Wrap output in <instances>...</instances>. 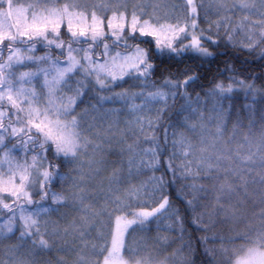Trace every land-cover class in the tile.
<instances>
[{
    "label": "snow or ice",
    "instance_id": "1",
    "mask_svg": "<svg viewBox=\"0 0 264 264\" xmlns=\"http://www.w3.org/2000/svg\"><path fill=\"white\" fill-rule=\"evenodd\" d=\"M261 148L264 0H0V264H69L86 227L72 264H264V212L230 255L209 235Z\"/></svg>",
    "mask_w": 264,
    "mask_h": 264
},
{
    "label": "rangeland",
    "instance_id": "2",
    "mask_svg": "<svg viewBox=\"0 0 264 264\" xmlns=\"http://www.w3.org/2000/svg\"><path fill=\"white\" fill-rule=\"evenodd\" d=\"M22 2H24V0H22ZM156 2L166 3V1L164 0H156ZM161 13H163V10H161ZM251 144L253 145L252 152L260 147V145H256L254 142H251ZM262 156L263 155L259 156L258 158L256 156L257 159H255V162L262 161L260 158ZM259 169L260 168H257L256 166L252 168L248 165V171L245 172V175L247 177L246 189L242 188L241 192L238 195H233L230 199L226 198V203L229 205V207H235L236 209L235 215L232 216L227 223H225L227 224L226 235L230 236L228 240L233 239L235 237L243 236L245 233L254 231L255 229H258L260 227V221L257 219V217L260 215L261 212H264V181L261 180V177H264V171H260ZM70 218L69 222L74 217L72 216ZM221 219H223V217H221ZM114 228L115 222L113 219V229ZM92 237V233L88 232V234H86V239L90 243L93 242ZM79 238L80 237H77L75 242ZM228 240L225 241L226 243L224 244L227 245L225 248L227 249V253H229L228 255H230L233 251V245L229 244ZM67 242L68 245H70V243H75L73 242L72 236L67 237ZM243 243L244 242L242 240H235L236 245H241ZM68 250H70L69 255L71 256V264L74 261L73 258H79L80 254L87 255L90 251V249L88 248H84L82 250L78 247L73 248L72 246H70ZM169 253L172 252H162V255H168ZM233 264H235L234 261Z\"/></svg>",
    "mask_w": 264,
    "mask_h": 264
},
{
    "label": "trees",
    "instance_id": "3",
    "mask_svg": "<svg viewBox=\"0 0 264 264\" xmlns=\"http://www.w3.org/2000/svg\"><path fill=\"white\" fill-rule=\"evenodd\" d=\"M164 1L168 2V0H164ZM161 14L163 15V13H161ZM242 38H243V36H242V33H241L240 35L236 36L235 39H236L237 42H239ZM218 53H219V55L217 56V59L215 61H213V63L211 64V66H208V65H205L204 66L205 67V70H207V72H208L209 80L211 79V77L213 75H216L217 69L218 68L222 69L223 68V65H224V62L226 60H229L234 55L233 52L230 49L229 50H225L223 47L218 50ZM254 69L255 70H258V66L257 65H252V66L248 67L247 68V72L251 73V72H253ZM244 123H245V125H247V123H248L247 120H245ZM231 127H232L231 124H229V130L230 131H231ZM245 131H247V128L245 129ZM251 131H252V135L249 138V143L245 145V149L244 150L245 151H251L252 152L253 145L251 144V142H254L256 145H260V141H261L260 126L257 125V127L255 129H252ZM160 135L161 136L163 135V130H161ZM243 137H244V132H241L240 133V139H243ZM256 151H257V149L255 151H253V153H255ZM261 155L264 156V148H261L260 153L257 156V158L259 156H261ZM257 158L255 156V158H253V161L250 162L249 166L252 167V168L254 166H256L257 168H260L259 169L260 171H264V166H261L262 163H264V161L255 162V159H257ZM65 171H67V169H65ZM156 175L159 176V172H157ZM139 179L140 180H147L148 177H140ZM260 183H263V182H260ZM173 195H174V198H175V193H173ZM177 203H179V201H177ZM140 210L141 209H136L135 211H140ZM209 211H211V208H209ZM5 214H7V213H5ZM72 216L74 217V214L71 213V212H69V218L72 217ZM75 219L79 220V215H75ZM69 220H68V222H69ZM170 224H171V221L169 219H167V218H163L160 221L159 225H157L156 222H153L152 225H151V228H152L151 235L153 237L159 235L162 240H163L162 237H167L169 239V241L176 240V236H173L172 233L169 230V225ZM226 225L227 224H224L222 226H218L214 230V232H210L209 235H213L214 233H223V235L225 237V241H227L230 236L229 235H226V232H227L226 231ZM157 227H159V229H160L159 233H157V231H156ZM84 232H85V234H88V228L87 227L84 229ZM91 233L93 234V236H95V234H96L95 232H91ZM178 235H179V233L177 232V236ZM189 238H191V240H192L193 248L196 247L197 241H199L201 239L200 234L196 232L195 227L194 226H191V224H189V232L185 234L183 243H186ZM181 243L182 242H180V241L177 240L176 243H173L170 247H168L167 252H173L176 249H179L181 247ZM86 244L89 247L91 245V243L88 242V240L86 238L85 239H80L79 238L73 244L70 243V245H68V242H67V249L70 248V246H72L73 248H77L78 247V248H80L82 250L84 248L90 249L89 247H86L85 246ZM226 246L227 245L224 244L223 247L225 248ZM216 247L218 249H221V245L219 243H217ZM5 250H6V245H0V256H3ZM69 251L70 250H67L66 251L65 256L68 259L69 264H71V256L69 255ZM161 252H164V251L161 250ZM226 254L228 255L229 253H225L223 250H221V252H220L221 257L225 256ZM77 259L78 258H73L74 261H76ZM202 259H203V248H201L200 249V253L196 255L197 264H200V261Z\"/></svg>",
    "mask_w": 264,
    "mask_h": 264
}]
</instances>
